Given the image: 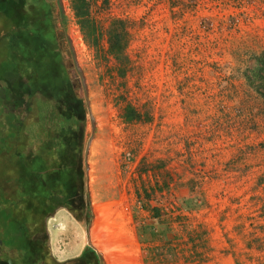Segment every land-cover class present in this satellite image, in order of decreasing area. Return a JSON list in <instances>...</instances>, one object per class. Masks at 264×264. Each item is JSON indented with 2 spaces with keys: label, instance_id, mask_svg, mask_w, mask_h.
Returning a JSON list of instances; mask_svg holds the SVG:
<instances>
[{
  "label": "rangeland",
  "instance_id": "obj_1",
  "mask_svg": "<svg viewBox=\"0 0 264 264\" xmlns=\"http://www.w3.org/2000/svg\"><path fill=\"white\" fill-rule=\"evenodd\" d=\"M42 1L0 0V173L65 124L36 110L27 135L8 82L69 104L70 56L81 202L46 220L55 258L264 264V0Z\"/></svg>",
  "mask_w": 264,
  "mask_h": 264
},
{
  "label": "trees",
  "instance_id": "obj_2",
  "mask_svg": "<svg viewBox=\"0 0 264 264\" xmlns=\"http://www.w3.org/2000/svg\"><path fill=\"white\" fill-rule=\"evenodd\" d=\"M10 1V4H8V6H10V15L15 10H20V8L23 7V0ZM21 9L20 11L25 12L23 8ZM16 21H18V19L13 21L9 20L14 27L18 25ZM18 26L20 29L21 27H25V24L23 23ZM25 40L28 43L31 41L29 38H25ZM262 60L264 62L262 58H260L259 62ZM59 63L61 64L58 60L56 65ZM56 74L57 73H54L55 76ZM18 81L20 87L13 81L8 82L7 86L12 87L9 89L20 91L19 100L14 102V110H20L19 114L22 118L20 125H23L24 128H28V132H26L27 135L29 131L38 129L34 124V113L36 110L44 111L45 113L49 110L56 111L65 122V124L60 125L50 134V136H54L53 142H58L56 146H53V152L50 147L52 144H50L47 139L48 136L45 137V134H43L38 140L31 137L29 140L30 143L25 151L26 155L22 158L23 161L20 162L18 160L21 168L19 169L18 161L12 163L8 162L10 164V169L13 171L12 177L6 179L4 175L0 173V214H2V211H5L7 214L6 218L8 219H10L9 213L14 214V216H16L17 219L19 218L18 220L23 223L24 227L29 230L30 233H27L28 235L32 234L34 231L29 227L31 222L36 221V224L43 226L42 213L39 212L45 209L43 204H47L46 197L48 196L46 193L52 188L47 182V176L52 173L58 176L61 172L62 175H71L74 170L72 165H76V167L80 166L77 161L78 152H80L78 142L73 140V138L71 139V137L73 133L77 132L76 127L79 125L80 119H82V113L80 107L72 99L74 91L66 80L65 84L68 88L67 90L71 94L70 100L72 101L69 104L65 103L67 101H64L63 96L56 97L53 92L48 93L49 91L45 89H42V91L41 89H37L35 85H38V83L34 84L29 78L24 79L23 76H19ZM17 113L18 112H16V114ZM47 114L48 113H46V115ZM30 134L32 135V132ZM35 159L36 162L41 164L42 168L38 169L36 166L34 167V164H36L34 162ZM79 174L81 176L80 167L77 169V176ZM53 190L56 191V188L53 187ZM69 195L73 198V196L77 195V190L72 192L70 188ZM11 219L13 220V218Z\"/></svg>",
  "mask_w": 264,
  "mask_h": 264
},
{
  "label": "flooded vegetation",
  "instance_id": "obj_3",
  "mask_svg": "<svg viewBox=\"0 0 264 264\" xmlns=\"http://www.w3.org/2000/svg\"><path fill=\"white\" fill-rule=\"evenodd\" d=\"M52 2L54 0H44V3L49 8L48 14L50 16ZM51 24L53 28L52 19ZM59 61L63 67L61 75L73 89V100L79 106L78 93L75 91V88H79L80 83L76 76L75 64L70 56L68 58V66L64 65L62 59H59ZM72 167L74 170L71 175H62L61 172L57 177L53 173L49 176L54 178L49 179V176L47 177V182L51 181V179L54 182L50 184L51 190H46L48 197H46L47 204H43L45 209L39 212L42 213L43 226L36 224V221L31 222L29 227L34 230L32 234L27 235V233H30L29 230L24 227L23 223L14 214L9 213L10 219H8L6 218V212L2 211V214H0V264H95L94 261L85 255L82 259L81 257L67 260L56 259L49 247L46 220L59 208H66L69 212L76 214L79 206L77 204L81 202V176L80 174L77 176L78 168L76 165H72ZM56 186H58V189L56 188V191H54L53 187ZM70 188L72 192L77 190V195L73 196V198L69 195Z\"/></svg>",
  "mask_w": 264,
  "mask_h": 264
},
{
  "label": "crops",
  "instance_id": "obj_4",
  "mask_svg": "<svg viewBox=\"0 0 264 264\" xmlns=\"http://www.w3.org/2000/svg\"><path fill=\"white\" fill-rule=\"evenodd\" d=\"M57 52V51H56ZM59 53H61L60 51L59 52H57L56 54H58V56H59Z\"/></svg>",
  "mask_w": 264,
  "mask_h": 264
}]
</instances>
